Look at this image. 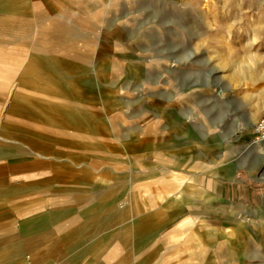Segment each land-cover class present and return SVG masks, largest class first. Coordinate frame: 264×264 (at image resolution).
<instances>
[{"label": "rangeland", "instance_id": "1", "mask_svg": "<svg viewBox=\"0 0 264 264\" xmlns=\"http://www.w3.org/2000/svg\"><path fill=\"white\" fill-rule=\"evenodd\" d=\"M0 4H29L17 15L21 31L10 36L16 42L13 75L0 76V134L11 136L0 137V165L26 163L11 170V197L59 213L51 227L65 239L69 256L131 264H264V153L249 152L238 140L250 141L252 125L264 114V0ZM48 19L63 25L49 53L75 48L68 63L38 57V30ZM10 95L26 97L43 113L58 100L60 114H53H73L75 123L57 127L30 112L14 113L6 103ZM36 151L59 157L57 170L33 163ZM226 156L217 177L196 176L203 195L166 201L170 188L162 180L168 172L191 173L204 160ZM121 181L110 201L115 208L99 214L100 226L76 230L88 193L113 190ZM131 217L150 227L131 226ZM187 217L193 226L180 225ZM146 228L148 237L137 243Z\"/></svg>", "mask_w": 264, "mask_h": 264}, {"label": "crops", "instance_id": "2", "mask_svg": "<svg viewBox=\"0 0 264 264\" xmlns=\"http://www.w3.org/2000/svg\"><path fill=\"white\" fill-rule=\"evenodd\" d=\"M29 4H0V76L2 77H10L13 75V70L16 65L15 58V40H12L10 36L13 33H19L20 26L23 24V21L17 17L20 14L21 10L28 9ZM60 25L61 30L57 28ZM63 25L53 19H48L44 21L38 30L39 36L37 40V48H38V57L40 56H55L62 57L64 62L68 58L73 56L74 52L71 50L75 48L65 47L64 49H56L54 50L56 55H51L49 52L56 48V41L59 39L60 34H62ZM68 63V62H67ZM28 72V64L26 65L25 70L22 72V75L19 77L21 80H25L27 78ZM17 106L21 104V107H15V103ZM56 105V108L50 110L47 113H43V111H38V109L33 108L32 105L27 101L26 97L11 95L6 99V103H10L11 108L14 113H31L34 115H38L41 118L45 119V121L53 126H61L63 125L61 121H71L72 124L75 123V117L73 114L67 113L66 116L53 114L59 113L58 100L53 101ZM52 102V103H53ZM5 105L2 106L1 115H5ZM45 114V115H43ZM73 127V125H70ZM74 134V132H69ZM1 138H4L5 141L9 140L11 136L9 134L2 135ZM225 138V136H223ZM241 137V145H245V143H249L250 141H246L245 138ZM222 138V139H224ZM12 140V139H10ZM240 140V139H238ZM19 144L21 142H18ZM0 151L5 153L4 148H0ZM37 158L33 160V163L39 165H50L53 167V170H57V166L54 161H60V158L57 156H48L46 154H42L39 152H35ZM229 156L223 157L218 161L208 163L207 161H203L200 166L191 173L172 176L170 172L166 174V179L164 178L163 183L166 182V185L170 188L168 191V195L166 196V201H169L172 204L182 203L188 199L200 197L204 194L202 189L195 184L196 176L199 173H207L214 174V176H218L216 170L222 167L227 163V159ZM120 159L126 160L125 156ZM71 165H74V160H66ZM229 162V161H228ZM26 164V163H25ZM24 163L16 164L14 168L10 167V163H6V165H0V264H131V263H121L119 259H111L107 260L98 258L96 256H87L85 258L72 257L68 255L66 242L63 236L57 231L53 230L51 227L55 218L59 216V213L49 212L44 213L42 211V204L34 203L35 205H31V203L27 204L26 201L14 200L11 197V179L10 173L11 170L19 171L24 168ZM23 167V168H22ZM169 175V176H168ZM27 180L26 178L22 181ZM125 181L118 182L116 188L113 190H109L106 188L102 189L97 195L93 193H88L87 204L83 205L81 210V218L76 221V230H79L83 227L92 228L100 226V222L102 214H107L112 212L115 208L113 204L110 203L111 198H114L118 192L121 191L122 186ZM82 193V192H81ZM102 213L101 215H99ZM82 217H86L83 219ZM131 221V226H136L137 224H141L137 221L133 222V217L129 218ZM123 221H119L118 224H122ZM144 221L142 224L145 227H150V225L146 224ZM195 221L187 217L181 222V226H193ZM110 225V224H109ZM59 227L62 230L66 231L67 227L63 223L59 224ZM207 229H211V227H206ZM148 229L141 230L140 233L134 238L137 243H140L144 238L148 237ZM72 235V236H71ZM73 233H70L73 241ZM195 237V234L192 235ZM126 242L130 240V238L125 237ZM71 241V245L74 247L75 242ZM199 245H201L198 242ZM137 246H134L133 250L129 252L127 259H132V254L135 253ZM152 254L143 255V260L147 262Z\"/></svg>", "mask_w": 264, "mask_h": 264}, {"label": "built area", "instance_id": "3", "mask_svg": "<svg viewBox=\"0 0 264 264\" xmlns=\"http://www.w3.org/2000/svg\"><path fill=\"white\" fill-rule=\"evenodd\" d=\"M250 142L264 146V114L252 125Z\"/></svg>", "mask_w": 264, "mask_h": 264}, {"label": "bare ground", "instance_id": "4", "mask_svg": "<svg viewBox=\"0 0 264 264\" xmlns=\"http://www.w3.org/2000/svg\"><path fill=\"white\" fill-rule=\"evenodd\" d=\"M249 125H244V126L248 127ZM238 129H240V126L238 127ZM239 139L241 140V137ZM244 146H246L245 149L249 152H254L255 154H259V151H262L264 153V146L259 143L249 142V143H245Z\"/></svg>", "mask_w": 264, "mask_h": 264}]
</instances>
